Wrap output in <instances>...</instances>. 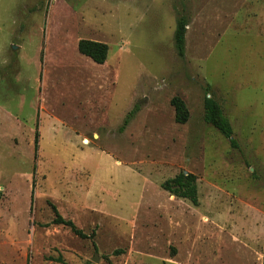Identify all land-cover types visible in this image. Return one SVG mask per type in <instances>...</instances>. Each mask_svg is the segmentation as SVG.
<instances>
[{"label":"rangeland","instance_id":"374dc122","mask_svg":"<svg viewBox=\"0 0 264 264\" xmlns=\"http://www.w3.org/2000/svg\"><path fill=\"white\" fill-rule=\"evenodd\" d=\"M81 40L108 45L106 63ZM208 94L239 149L206 124ZM180 173L197 177V206L162 188ZM51 204L95 238L52 225ZM263 255L264 0H0V264Z\"/></svg>","mask_w":264,"mask_h":264},{"label":"trees","instance_id":"16d2710c","mask_svg":"<svg viewBox=\"0 0 264 264\" xmlns=\"http://www.w3.org/2000/svg\"><path fill=\"white\" fill-rule=\"evenodd\" d=\"M189 26V19L185 15H179L176 20V29L174 32V42L177 54L179 57L183 58L186 54V35L187 27ZM78 50L80 54L90 58L97 64L103 65L106 63L109 54L108 45L95 42L91 40H81L78 44ZM43 61V54L41 57ZM171 105L175 110V121L178 124H186L190 119V111L183 99L180 97H174L171 100ZM138 109L136 108L131 114L130 118H135ZM204 120L206 124L212 126L216 129L225 139L230 143L232 149H239V144L235 138L234 129L224 113L222 105L210 94L205 97L204 100ZM130 120H127L125 126L121 129L124 131L126 126H128ZM39 134L37 132L34 145V157L37 160L38 151H39ZM36 170V167H35ZM162 188L170 193L171 195L189 200L194 205H198V189H197V177L194 174H185L180 173L175 178L166 181ZM34 198V191L32 193V199ZM53 213L54 219L52 225L64 226L69 228L71 232L79 237L80 239H94L95 233L90 235L84 233L82 230L78 229L75 224L64 219L61 214L58 212L57 208L54 205H50ZM121 251H117L120 253ZM59 262H62V259H59ZM263 264H264V255H263Z\"/></svg>","mask_w":264,"mask_h":264}]
</instances>
